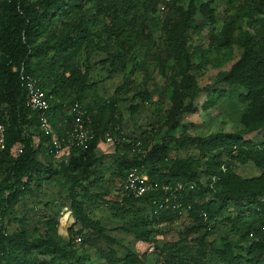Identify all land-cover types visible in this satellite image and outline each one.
<instances>
[{
	"label": "trees",
	"instance_id": "trees-1",
	"mask_svg": "<svg viewBox=\"0 0 264 264\" xmlns=\"http://www.w3.org/2000/svg\"><path fill=\"white\" fill-rule=\"evenodd\" d=\"M159 2L160 0H0V47L3 51L0 55V117L6 122L7 130L6 145L0 156V164L4 158L7 159L0 177V264H35L39 258L31 256L33 250L49 256L48 260H41L40 264H85L73 240L78 233L83 236L80 244L84 241L95 245L101 239L110 245L120 244L114 236L106 233L107 229L100 219L91 217L84 203L85 197L99 196L91 193L87 185L99 179L98 168L104 158V154L97 153L100 142L113 143V153L121 161L119 172L123 179L131 167L138 166L151 179L160 183L193 182L195 188L182 190L178 197L181 208L188 209L194 219L192 233L203 228L206 231L213 223L221 221L222 218L219 217L229 207L233 206L237 210V220L226 218L231 220L230 231L239 237V242L233 243L225 239L222 246L214 248V253H200L201 257L208 258L195 261V264H264V139L255 142L251 138L245 139L228 132H218L206 137L182 132L178 136H164L160 141H153L150 133L130 138L117 126V117L112 114L107 119L103 117V112L111 110L115 105L116 96H111L104 104L99 105L95 113L83 102L88 91L96 89V84L88 83L89 66L82 71L78 64L70 61L75 49L66 51L65 47L74 43V36L85 37L89 34L86 15L92 11L94 17L104 15L113 22L107 33L119 36L134 32L136 36H144L148 46L155 45L150 38L154 29L160 28L157 58L174 61L170 76L173 105L165 123L169 128H175L185 113L196 110L195 100L203 90L196 76L191 73L199 65L194 64L187 43V32L196 10L195 0H187L186 6L179 4L178 0H163L165 11L161 18L155 14ZM226 3L230 12L220 32L219 43H235L242 47V54L230 69L219 71L216 77L220 82L242 85L249 90L256 116L253 120L249 118L247 123H250L249 130H254L264 125V0H227ZM63 14L68 18L64 21L68 26L67 30L53 42H50L52 37L44 40L48 27L55 18ZM256 16L257 22L254 23ZM244 20L247 21V29L244 33H237ZM75 45L77 47L78 43ZM48 50H54L60 56L57 63L63 69L59 70V67H55L56 64L46 60ZM107 59L111 65L110 71H118L128 64V60L115 53ZM14 67H17L16 71H13ZM22 68L23 74L34 75L47 96L53 97L51 113L54 120L56 112L62 110L65 102L79 99L93 121L95 135L88 142L87 148L69 151L66 158H62L55 166L51 161L46 162L39 157L43 146L51 141V136L39 129L36 112L25 106L27 93L21 79ZM124 88L125 83L116 87L115 91ZM140 95L144 101L152 97L150 91L146 90H141ZM142 105L143 101L135 103L130 107V112L135 113ZM207 106L209 103L204 108ZM53 122L51 121L55 132L62 135L63 130L56 128ZM107 129L116 136L112 142L105 140L104 132ZM139 139L142 140L144 153L133 150ZM173 140L176 146L193 145L199 150L203 160L194 162L190 156L169 157ZM50 146L46 145L45 149L49 155ZM120 148L125 150L121 154L118 153ZM247 162L254 163L260 169V174L244 177L236 171L237 165ZM42 172L49 174V178L58 174L67 177V192L74 218L72 223L79 225L75 230L72 226L68 228L67 240L63 241L52 233L57 224L55 218L46 221L52 232L33 239L26 236L24 230L8 234L2 223V216L14 208L18 198L26 192L33 180L42 178ZM202 175L207 179L205 182L201 181ZM163 197V191L149 190L137 197L123 194L120 201H112L111 204L117 209L115 217L119 219H123L131 212V206H136L140 201L145 202L146 206L138 208L139 210L148 207L146 213L137 216L134 223L122 224L119 229L133 234L135 239L157 245L159 233L154 232L152 222L170 221L179 213L178 210L172 212L160 209L154 204V199L160 200ZM244 213H248V216L242 219L240 216ZM204 235L201 234L196 239L202 246ZM177 243L175 240L167 241L161 247L157 245L159 251L156 254L165 259L172 258L176 255ZM125 250V255L119 257L114 247L109 250L101 249L96 253V258L103 260L97 264H144L145 258L128 248ZM19 251L24 254L22 261L13 255Z\"/></svg>",
	"mask_w": 264,
	"mask_h": 264
},
{
	"label": "rangeland",
	"instance_id": "rangeland-1",
	"mask_svg": "<svg viewBox=\"0 0 264 264\" xmlns=\"http://www.w3.org/2000/svg\"><path fill=\"white\" fill-rule=\"evenodd\" d=\"M226 1L195 0L194 2L196 10L193 15L194 20L187 32V43L188 49L193 55L194 64L199 65V68L191 70V73L196 76L203 91L195 100L196 110L192 113H185L179 125L172 129L165 123V119L173 105V85L170 76L174 61L157 58L161 29H154L150 40H154L155 45L148 46L147 39L141 35L136 36L134 32L127 35L123 33L119 36L107 33L109 27L113 26V22L104 15L94 17L93 12L89 11L86 15L90 27L89 34L85 37L74 36V43H78L77 47L73 42L65 47L66 51L75 49V52L71 54L70 61L78 64L82 71L89 66L88 83L96 84V89L88 91L87 97L83 100L85 106L95 113L98 111L99 105L104 104L111 96H116L115 105L111 110H105L103 117L107 119L111 114L115 118L117 117V126L130 138L150 133L153 136V141H160L164 136H178L182 132L191 136L203 137L218 132H228L243 136L245 139L251 138L255 142L263 140L264 125L249 130L250 123H247L249 118L253 120L256 116L254 108H252L254 102L249 98V90L242 85H229L227 82H220L216 77L219 71L230 69L242 54V47L235 43H226L225 45L219 43L220 32L224 28L225 18L230 12V10L228 12ZM178 3L186 6L187 0H178ZM164 11V2L160 0L156 6L155 14L161 18ZM257 18V16L254 18V23L257 22ZM55 19L45 32L44 40L47 37L48 39L52 37L50 42H53L67 30L68 26L64 23L68 20L67 15L63 14ZM246 29L247 21L244 20L237 33H244ZM73 35L76 34L73 33ZM113 53L128 60L125 68L110 71V62L106 60ZM46 56L49 63L56 64L55 67H59V70L63 69L57 63L60 56L54 50H48ZM123 83H125V88L115 91V88ZM217 89L221 91L219 92ZM141 90L150 91L152 97L144 101L140 95ZM142 101L143 105L132 114L130 107ZM207 103L209 106L204 108ZM64 117L62 110L56 112L55 120L52 117L56 128H61L63 131ZM171 145L172 149L169 154L171 158L190 156L194 162L203 160L199 150L191 144L176 146L175 140H173ZM42 149L39 157L43 161H51L54 166L62 158H66L69 153L64 151L61 155L50 154V156L45 151L46 145ZM113 149V143L100 142L99 150L96 151L98 154H104V158L98 168L99 179L87 185L91 193H97L99 196L85 197L84 203L91 217L101 218L102 225L107 229L106 233L114 236L120 244L110 245L104 239L99 240L95 245L87 244L84 241L80 244L81 242L76 240V236L79 235L81 238L83 236L79 233L75 234L73 240L78 246V254L85 264L100 263L103 259L97 260L96 253L101 249L109 250L111 247L116 249L119 257L125 255V248L134 251L137 255L145 258L144 264H195V261L208 258L201 257L200 253L211 254L214 248L222 246L225 239L233 243L239 242V237L230 231L231 220H227V218L237 220V210H234L233 206L221 214L219 217L222 218L221 221L213 223L211 227L206 228V231L203 228L197 233L191 232L194 219L186 208L174 215L170 221L152 222L151 226L154 232L159 233L157 235L158 246L161 247L167 241H178L175 247L176 255L168 259L156 254L159 250L155 243L140 241L135 239L133 234L120 230L119 227L122 224L134 223L137 216L146 213L148 207L139 210L138 208L146 206L145 202L140 201L136 206H131V212L123 219L115 217L117 209L111 202L120 201L123 176L119 172L121 161L113 153ZM123 151H125L124 148H120L118 153L121 154ZM6 161L7 159L4 158L0 164V177ZM235 169L244 177L258 175L261 172L252 162L237 165ZM40 176L41 179L31 182L26 192L18 198L14 208L2 216V223L8 234L24 230L26 236L33 239L52 232L46 221L55 218L57 224L52 233H55V236L60 237L63 241L67 240L69 238L68 228L72 226L75 230L79 227L78 224L72 223L73 213L67 192V177L58 174L49 178V174L44 172L40 173ZM201 178L202 182L207 180L203 175ZM208 196L210 197V195ZM247 216L248 213H244L240 217L243 219ZM61 218L63 219L60 222ZM201 234H205L203 237L204 246L196 241ZM22 252H15L13 255L22 261L24 256ZM31 256L39 258L35 264H40L41 260L49 259V256L36 250H33Z\"/></svg>",
	"mask_w": 264,
	"mask_h": 264
},
{
	"label": "built area",
	"instance_id": "built-area-1",
	"mask_svg": "<svg viewBox=\"0 0 264 264\" xmlns=\"http://www.w3.org/2000/svg\"><path fill=\"white\" fill-rule=\"evenodd\" d=\"M1 13V8H0ZM1 25V20H0ZM3 53L0 47V55ZM17 67L13 68L16 71ZM23 68L20 70L21 79L23 80L26 88V104L25 106L30 110L36 112V118L38 120L39 129L44 131L46 135L51 136V141L46 145L50 146V153L52 155H61L64 151H71L73 149H85L95 135V129L93 128V121L91 116L87 113L85 107L79 99H73L67 101L62 106L64 117V131L62 135H58L52 127V113L51 105L53 97H48L47 93L40 86L38 79L31 74H23ZM6 122L0 117V156L2 150L6 145ZM105 140L112 142L116 139V136L112 134L111 130H105ZM142 140H137L133 150L142 151L144 149L141 146ZM194 189L195 184L190 181H176L173 184L160 183L154 179H151L149 175L143 171L140 167H131L123 179L121 184L120 193L133 195L135 197L147 193L149 190L164 192L162 199H154L153 202L160 209L166 211H182L181 203L178 201V197L184 189ZM158 210H156L157 212ZM63 218L60 219V222ZM73 222V221H72ZM76 240L82 242L79 235L76 236Z\"/></svg>",
	"mask_w": 264,
	"mask_h": 264
},
{
	"label": "crops",
	"instance_id": "crops-1",
	"mask_svg": "<svg viewBox=\"0 0 264 264\" xmlns=\"http://www.w3.org/2000/svg\"><path fill=\"white\" fill-rule=\"evenodd\" d=\"M99 219V218H98ZM73 220H74V218H73ZM100 221L102 222V219L100 218Z\"/></svg>",
	"mask_w": 264,
	"mask_h": 264
}]
</instances>
